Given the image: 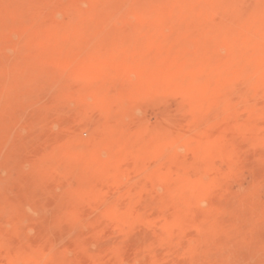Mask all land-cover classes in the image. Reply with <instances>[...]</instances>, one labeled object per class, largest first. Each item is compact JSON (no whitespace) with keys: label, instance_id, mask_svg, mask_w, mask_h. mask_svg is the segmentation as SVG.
Here are the masks:
<instances>
[{"label":"rangeland","instance_id":"obj_1","mask_svg":"<svg viewBox=\"0 0 264 264\" xmlns=\"http://www.w3.org/2000/svg\"><path fill=\"white\" fill-rule=\"evenodd\" d=\"M29 1L31 7L33 5V7L36 6V9L34 8L35 10L32 9L33 7L28 10V6L30 5L27 4L29 3ZM98 1L99 0H0V56H3V58L0 57V60H3L2 64L3 66L5 65V67L2 66L0 69V133L2 134L3 132L1 130L2 128L5 132L7 130L9 131L5 133L7 134V142L5 141V144L0 149V178L5 181V190L9 197L14 200H17L19 198L24 197L26 194H28L29 196V194L32 193V189L30 188V185L32 183H37L40 179L43 178H48L46 180L49 181L53 179L55 180L56 177L54 176V174L48 170L56 168L58 169L60 168L59 166L62 164L66 165L68 169H70L69 171L71 173L69 171H67L68 174L65 172L67 175L64 173L65 177L63 176L62 181L65 182L66 179L67 184L61 189H57L58 191L56 190V195L58 196L57 198L60 204L58 203L59 205L57 204L55 205L56 207H54L56 211L59 212H61V209H64L62 210V216L65 215V213L74 210L73 208L79 206L83 211L82 213L77 215L75 219L72 220L74 221L73 223L78 229L74 226L75 231L73 230L70 237L68 236L64 240H62L63 243L58 245L54 244L50 247L48 246V248L44 250V255L42 256V258L44 259H41L43 263L40 260V262H38L37 264H61L62 254L60 252V248L63 246L64 243L65 245H70L74 237L82 233L83 229L85 232H91V230H93L92 235L90 234L89 237L96 238L104 235L103 231H105L106 228L109 229L111 225L113 226L116 225V223H119L120 219L117 220L118 217H122V219L123 217H125L124 213L126 214L127 211L126 209L124 210L126 212L123 211V209L120 207L121 205H119L120 203H117L119 207L117 205L115 206L116 208L113 207V199L116 196H114L113 193L116 190V193L121 190V194L117 193L119 194V197L117 198L118 200L124 194L123 188H127L126 185H128V187L129 185H132L131 183H133V181H131V177H133V175H125L123 169L127 170V168H132L135 163L143 164V167L141 169L142 177H145V175L150 176V173H152L151 175L154 178H157L158 176L166 178L167 176H169L166 178L167 181L170 180V177H173V186L169 183V181H164L162 182V184L158 183V185L151 186L152 190L157 194V197H159L160 199H164L167 194H169L168 192L170 188L173 187V189H175L176 187H178L179 184L182 183V181L180 182L178 181V179L183 178L184 174L186 173L188 174L186 178H191L192 183L194 182V179H196V181L198 182L201 181V184H205H202V186L200 187L199 185L201 184H197L198 192L202 193L201 190H204L202 189V187H207V184V188L211 187L209 186V183L211 185L210 180H213L212 175L214 172L216 173V170H221V172H228L233 169L232 174L234 177H232L231 175V177L227 179V192H224L225 194L222 193V197L223 195L227 196L228 193H235L239 192L240 190L244 191L250 189V187L254 188L255 184H259L260 188L263 186L259 190L258 198L260 199H258L259 205L257 204L258 211L255 210L251 212L243 210L242 217H237L236 214L240 215L239 213H227L229 216L224 213L220 216L221 218L227 217L225 220L226 222L222 221L220 222V224L219 222L215 221L213 223L214 232L212 234H215L212 235L214 239H212L211 248L213 249V251L215 248H217L215 249V251L217 250V252L221 249L219 246L220 243H218L217 241L223 235L235 238L237 237V235L241 236V233H244V236L250 235L251 237L259 238V235L262 234L261 236L263 237L264 179L260 183H257V181L260 180L262 176L264 177V160L261 159L264 157V114L259 115V113H253L252 105H256L254 108H258V110L260 108L264 109V96H262L264 94L261 95L263 99L261 96H258L260 100L258 99V97L256 99L255 96L246 97V102L244 101V103L247 104L244 106L243 109H239L240 111L236 110L237 112H235L234 106L236 104L234 105L233 103V100H235V96H232V89L229 90L230 93L228 92V90L227 92H225L226 89L224 91V86L219 84L221 83V81L225 80L230 75L229 70L227 71V73L225 72L227 68L230 67V62L232 63L234 61V67H237L238 69L233 67L237 70L236 71L233 69L231 70L229 68L232 72L231 76L229 77H233L235 76V74L236 76H240L243 72H245L244 66L248 68L250 64L254 65L252 61L244 63V60L240 56V54H242V51H244L243 48H246V50L250 49L253 42L257 39V34H259L258 30L254 29L247 37H242V39L240 37V40H236V42H234L232 46L220 44L224 48L219 46V48L217 47L216 49V44L218 42L216 41V38H213V34H209L210 37L209 35L205 36V33H207V31L209 33L211 24H213L211 23L213 21L207 22V20L203 18L204 14L206 15L207 13L205 10H207L208 5L210 4L209 0H128V2L130 3H128L127 0H124V2L123 0H104V2H100L101 5L97 4ZM256 2L257 0H237V2L235 3V7L243 13H247L249 11V8L254 6ZM146 6L148 10L145 9ZM149 6L153 7H150L149 9ZM196 7L197 9H194ZM262 7V11L264 12V4ZM100 9H108L117 17L115 16V18L110 20L112 24H110L111 22L108 21L109 25H111V27L108 26L110 29H106L105 27L107 26L103 28L102 32H104L105 29L108 32L105 31L103 33L102 37L105 36V38H100L103 41L100 40V45L98 44V48H95L90 44V46L88 45L89 47L85 46L86 44L82 45L78 41L82 42L81 38L83 39L84 34H87L86 32H89L92 25L96 23L97 18H94V16L92 17V15L96 16L98 10ZM90 10H92V12ZM129 10L130 12H128ZM89 11L92 14H87ZM203 11L205 13H203ZM198 15L202 17L201 19H199L201 20V26L195 21L198 20ZM76 16L78 19L76 18ZM86 16H90V18ZM222 16L225 17V13H223ZM75 20L79 21L78 24L77 21L75 23ZM93 22L94 24H92ZM80 23H83V26H79L81 25ZM87 24H90V27ZM84 25L87 27H85ZM124 26H126L127 29ZM76 28L78 29L76 30ZM87 28H89V30ZM212 28L213 25L211 26V30ZM123 29L125 33L123 32ZM117 30H120L121 33ZM71 31H74L73 33H75V35H73ZM115 31L117 32L115 33ZM123 33L128 34V38L127 35L126 38L129 40L123 42L120 41L122 42L120 43L116 37L120 34L124 35ZM193 37L196 39H194ZM209 38H211L210 42ZM108 39L110 40L107 41ZM104 40L106 42H104ZM145 40L147 42H145ZM138 41L140 45H138ZM206 41H208L210 44L207 43L206 47H204ZM213 41L214 43H212ZM134 42L137 43L135 44ZM211 43L214 47L211 46ZM179 44H181L182 46L180 47ZM184 44H186V46H184ZM238 47L239 49L237 50ZM227 48L229 49V51L226 50ZM184 51L187 53H185ZM231 51H233L234 54L231 53ZM238 52L240 58H237L236 53ZM209 55L212 56L209 57ZM229 55H232V57ZM106 56L107 58H105ZM203 56L206 57L204 58ZM233 57L234 59L237 58V60H234ZM5 59L9 60H6V62ZM204 61L205 63H203ZM237 62H241V64H238ZM242 63H244V66H242ZM227 64L229 67L227 66ZM239 65L242 66V69ZM218 66L220 69L217 68ZM17 67L18 69H16ZM202 67L205 68V72L204 68ZM7 68H9V71L7 70ZM250 68L253 67L251 66ZM235 71L239 74L241 72V74L239 75L238 73H235ZM232 74L234 75L232 76ZM41 75L42 77L40 80ZM261 75L263 76V78L258 81L256 80V83L254 81L253 87L255 90L259 89L258 91L261 92L262 90V93H264V67L262 69ZM22 76H24L25 78L22 79ZM34 78L36 81L34 80ZM38 79L39 83L37 82ZM31 81L34 82L31 83ZM28 82H30L32 85ZM34 83L35 86L39 87V89L41 87V91L43 89L42 92L39 91L41 95L39 93L37 97L35 96L36 94L27 95L25 96L27 100H25L24 98L23 100L25 102L23 101L22 105H18V108L15 107L14 109H11L12 111L9 110L6 112V102L8 101L9 103L11 100H14L18 96L21 98L23 96L22 94L24 93L28 94V90L32 88L31 86H34ZM215 86L219 87L215 88ZM214 93L216 95L219 93L220 94L217 95V97ZM221 94L226 95V98L220 99ZM212 95H215L216 98L215 96L213 98ZM227 95H230L233 99H231ZM88 97L91 98V100H89ZM209 97L214 100L210 101ZM217 98H219V101L216 100ZM214 101L217 103H215ZM231 104L233 107L231 106ZM47 105H53L54 107L57 106L59 108L58 110L60 111H55V118H53V116L49 113L48 115L45 114V117L47 116L46 119L50 116H52L53 118V123L49 121L50 126L48 125L49 123H45L46 121L48 122L49 119H45L46 121H42L43 123H37V120H34L37 116L36 113L38 114L40 109ZM125 108H127V110ZM230 108H234L233 111ZM7 114L10 117H8ZM34 116L35 118L32 120ZM57 116H59V119H56ZM62 117L64 119H62ZM9 118L11 119V121ZM117 120L119 121L117 122ZM123 120L125 122H123ZM161 121H164V123H162ZM132 122L135 124H133ZM121 123H123L124 125ZM167 123L173 127V131L167 134V137H170V141L171 139L176 140L177 138L178 140H181L182 145L187 142L195 143V146L193 143L192 148H190V152L188 151V147L185 146L188 149L187 150L185 148H182L184 147L182 145H180L179 148L178 146L176 148H169L167 149L168 152H166L167 150L164 151L161 148L162 143H160V130H162L161 127L167 126ZM38 124L41 126H38ZM35 126L38 127L36 128ZM50 133H52V138L50 137ZM138 133H140V135ZM137 134L139 135V137H137ZM34 135L35 139H32V136ZM79 135H81V137ZM72 137H76L75 141ZM128 137H133L134 140H132L134 142H139L140 140L142 141L140 142V144L135 142V146L133 144L134 142L132 143V140ZM150 137L151 139L149 141ZM137 138L141 139L137 140ZM127 139L131 141H128ZM192 139L194 140L192 141ZM195 139L198 140H196L197 144L195 142ZM156 140L158 144L157 142H155ZM22 141L25 142L21 144L22 146L16 145L17 142L22 143ZM41 141L44 144H42ZM46 142L48 143V145ZM131 143L133 145H130ZM141 145H143V147ZM145 145H148L149 147H146ZM14 146L15 148L12 149V147ZM118 146H121V149ZM125 146L126 149L124 148ZM19 147L21 148L19 149ZM128 147L130 148V150H136L138 152L132 151V156H130L129 154L128 156H123V153L127 150ZM150 147H154V149L156 147L157 148L156 150L151 148L150 152V150L148 149ZM15 149L17 156L14 155L16 156V159H14L16 161L12 159V163L11 161L7 160V156ZM157 149L159 150L157 151ZM8 151L11 152L8 153ZM147 152H149V155H151L150 157L145 156L147 155ZM165 152L167 155L165 154ZM175 152L179 153V155L183 157L185 163L187 164L186 167L184 166L185 164H173L174 166L170 164V167L173 166L174 168L166 166L165 172H161V175H159V172L161 170H159L158 168H160V166L167 161L169 153L171 154ZM188 152L189 155H187ZM244 156L249 159L248 163H246L247 161L245 159L246 164L244 162L241 163L244 160ZM18 157H21V159ZM157 158H159L158 160H160V162H158ZM137 159L138 161H140L138 162ZM147 159L149 162H146ZM83 161L84 163H82ZM204 161L207 163L209 161V165H211L210 168L213 170H210L211 173L209 175L206 174L207 176L197 174L196 170L192 168V166L194 165H200L201 162L205 163ZM87 162L90 164H88ZM87 165H89L90 167ZM43 166H45L46 168ZM122 166L123 169H121ZM44 168L48 171L46 175L44 174L46 173V170H44ZM117 170L118 172H116ZM119 170L121 175L119 174ZM39 171L41 172V175H39ZM235 172L236 174H234ZM97 173H99L100 176L96 175ZM163 173L166 175H163ZM42 175L43 178H41ZM127 175L129 177H127ZM235 175H237V178ZM119 176H121V180ZM67 177L70 179H68ZM135 178L133 177L132 180H136ZM125 179L130 181H127ZM98 180H103L105 183L103 184V182H100ZM27 182L29 183V185ZM98 183L102 185L100 186V184L98 185ZM176 184H178V186H176ZM96 186H99L98 190L100 192L103 191L102 189H104V191L106 189L109 190V192L111 191V194L108 195V197H111L109 199L105 197L104 201L102 198L103 193L101 192L99 195V191H96ZM104 186L108 188H105ZM109 186H111V188H109ZM90 188L92 189V191ZM199 188H201V190ZM112 189L114 190L112 191ZM175 190L176 191L174 192V194L175 196H178L180 194L178 193L180 192V190L179 188ZM194 192H197L196 189L194 190ZM205 192H207V190H205ZM211 192L212 191L207 192L206 196H203L201 197V199L195 200L193 202L191 207L196 212V215L194 216L193 220L194 224L209 220L208 215L205 214V212L211 213L210 211H212L213 209H217L213 204H211ZM181 194L184 193L181 192ZM112 196H114V198H112ZM97 197H99L100 199ZM107 201L112 202L107 203ZM107 204H109V207L107 206ZM110 206L113 208H111ZM146 206L147 205L142 206V208H146ZM66 208L68 211L65 210ZM175 208L176 207H174L173 205L169 209H167V212L165 211L166 220H173L172 217L175 215V213H173L176 211ZM55 209H52L53 213L56 212ZM10 210L11 209H9V211ZM244 211H246V213ZM13 213L17 214L21 218L23 217V222L20 224H16L13 228L11 225H7L8 229H12L14 237L18 241H22L23 239H25L26 236L31 235V237H34L36 235V226L41 224L39 221L41 216H39L33 210L32 207H18L13 210ZM134 214L135 213L130 214V216H133L132 218H135ZM61 215L60 217H62ZM76 219L77 224H75ZM236 219L240 222L236 221ZM231 220L234 222H232ZM61 222V227L66 228L67 225L65 224V219L64 222L63 220H61ZM79 224L81 226H79ZM94 224L96 226H94ZM101 224L103 225L100 226ZM214 224H216V226ZM84 225H88L87 227H89L90 225V229L87 227L85 228ZM153 225L155 224H152L151 226ZM104 226L106 227L104 228ZM242 227L244 229L243 231ZM98 228L100 229V232L98 231ZM236 228L239 229L236 230ZM223 229L225 230V232ZM229 230L231 232L233 231L231 235L229 234L231 233ZM239 230H241L242 232H240ZM216 231L220 234H218ZM256 231H258L259 233H254ZM249 232H252L253 235ZM157 234H159L162 239H169L168 236L165 235H168L169 231L165 229L163 231L161 230ZM50 235H52V233H49L46 236V238L49 237L48 240L46 239L47 242H53L55 239L54 234L53 236ZM87 235H89V233ZM183 235L185 239L189 241L206 237L204 232H197L196 229H191L188 233L185 232ZM213 241L214 243H216L214 244ZM212 244H214V246H212ZM81 245L82 244L80 242L79 245H77V248L76 245L74 248L78 251H83L84 245L83 247H81ZM232 245L230 244L231 247ZM237 245L238 244L233 245L234 248L232 247V254L231 252H228V260L230 261H228L227 264L247 263L243 257L240 258L242 254L240 255L241 251H239V249H236L235 246ZM99 246H92V250L97 251L101 248ZM117 247L118 248H115L118 249V251H115V248L113 249L111 245L102 246L100 250L105 249L103 254H106H102L99 258L102 263L99 261L98 263L94 264H127L129 259V257L126 258V256H128L127 251L124 250L123 247L120 245ZM111 248L115 252H112L110 250ZM243 250L246 255L248 254L247 256H249L250 254H252L253 251H255L253 246H244ZM121 252L123 253L121 254ZM262 253H264V250ZM29 254L31 253L29 252ZM29 254H26V257H24L23 261L30 258ZM233 255L237 257L233 258ZM72 256L74 257V254L72 255V253H70L68 254L67 258L70 260V264H75L72 261ZM120 256L122 259H119ZM259 258L260 256L257 257V262L259 261L257 264L263 263L264 258H262L261 260H259ZM143 260L145 261V258H143ZM143 260L131 259L130 261L129 259L130 262H128V264H147V259L145 262ZM23 261L19 262V264H26Z\"/></svg>","mask_w":264,"mask_h":264},{"label":"bare ground","instance_id":"obj_2","mask_svg":"<svg viewBox=\"0 0 264 264\" xmlns=\"http://www.w3.org/2000/svg\"><path fill=\"white\" fill-rule=\"evenodd\" d=\"M121 1V0H120ZM153 1V0H152ZM28 2V1H27ZM25 2V3H27ZM76 2V1H75ZM93 2V1H92ZM96 2V1H95ZM100 2H104V0H99L97 2V4H100ZM124 2V0H123ZM128 2V0H127ZM133 2V1H132ZM237 2V0H209V5H208V8L207 10H205L207 13L206 15L204 14L203 18H205L207 20V22H211L213 24H211V26L213 25V28L211 30V26H210V30H209V33L207 30V33H205L207 35L209 34H213V38L215 39L216 38V41L219 43L216 44V49L217 47L219 48V46H221L220 44L222 45H228V46H232V44L234 42H236V40H240V37L242 39V37H247L254 29H257L258 30V33L257 34V39L253 42V44L251 45L250 49H247L246 48L242 51V54H240V56L243 58L244 60V63L245 62H249V61H252L254 65L250 64V66L248 67L249 70L247 67L244 66V63H242L245 68V72H243L241 74L236 72L238 69L237 67H234V64L233 62L231 63L230 62V67L227 66L232 70H236L235 73H238L240 76H233L234 74H232L233 77H229L231 76V70L229 68H227V70L225 71L227 73V71L229 70L230 72V75L223 81H221V84L225 91L229 92L230 89L231 90V93H232V96L234 95V99L233 100L234 102V111L237 112L236 110H241L244 108V106L247 104L244 103V101L246 102L245 98L246 97H250V96H255L256 99L258 96H261L262 94V90L261 92L258 91L259 89H254V84L253 82L255 81L256 83V80H260L261 78H263V76L261 75L262 74V69L264 67V12L262 11V6L264 4V0H257L256 4L252 7L249 8V11L247 13H243L242 11L238 10L236 7H235V3ZM53 3V2H52ZM60 3V2H59ZM63 3V2H62ZM72 3V2H70ZM130 3V2H128ZM152 3V2H151ZM198 3V2H197ZM18 4V3H17ZM37 4V3H36ZM127 4V3H126ZM6 5V4H5ZM27 5H30L27 7L28 10H30L31 7V4H30V1ZM38 5V4H37ZM101 5V4H100ZM108 5V4H107ZM183 5V4H182ZM197 6V5H196ZM36 7V6H35ZM35 7H33L32 9H34ZM72 7V5H71ZM108 7V6H107ZM139 7V6H138ZM150 7H153V6H149L148 8L150 9ZM182 7V6H181ZM74 8V6H73ZM114 8V7H113ZM132 8V7H131ZM137 8V7H136ZM142 8V7H141ZM155 8V7H154ZM183 8V7H182ZM11 9V8H10ZM36 9V8H35ZM34 9V10H35ZM69 9V8H68ZM67 9V10H68ZM138 9V8H137ZM147 9V6L146 8ZM194 9H197L194 8ZM131 10V9H130ZM130 10L128 12H130ZM144 10V9H143ZM148 10V9H147ZM39 11V10H38ZM41 11V10H40ZM92 12V10H90ZM88 12L87 14L91 13V12ZM113 11V9H112ZM182 11V10H181ZM12 12V11H11ZM30 12V11H29ZM37 12V11H36ZM95 12V11H94ZM116 12V11H115ZM133 12V11H132ZM139 12V11H137ZM150 12V11H149ZM196 12V10H195ZM202 12V11H200ZM26 13V11H25ZM31 13V12H30ZM86 13V12H85ZM182 13V12H181ZM180 13V14H181ZM194 13V12H193ZM198 13V12H197ZM203 13H205L203 11ZM225 13V17L222 16V14ZM39 14V13H38ZM76 14V13H75ZM78 14V13H77ZM86 14V15H87ZM92 14V13H91ZM119 14V13H118ZM34 15V14H33ZM79 15V14H78ZM77 15V16H78ZM140 15V14H139ZM144 15V14H143ZM200 15V14H199ZM198 15V20H195L197 22V24H201V19L202 17ZM76 16V18H77ZM94 16V18L96 17L97 20H96V23L94 24V22L92 24V27L91 29L89 30V28H87L89 30V32H86L87 34H84V37L83 39L81 38L82 42L78 41L79 43H81L82 45L83 44H86L85 46H88L89 44L94 46L95 48H98V44L100 45V40H102L103 38H105V36L102 37L103 33L106 31L107 28L111 27V25H109V22L110 20H112L113 18H115V14L110 12L108 9H100L98 10V13L95 15H92V17ZM128 16V15H127ZM137 16V15H136ZM3 17V16H2ZM22 17V16H21ZM47 17V16H46ZM86 17H89L90 16H86ZM117 17V16H116ZM121 17V16H120ZM197 17V15H196ZM30 18V17H29ZM123 18V17H122ZM140 18V17H139ZM27 19V18H26ZM78 19V18H77ZM88 19V18H87ZM197 19V18H196ZM204 19V21H205ZM10 20V19H9ZM117 20V19H116ZM123 20V19H122ZM127 20V19H126ZM77 20H75V23H76ZM193 21V20H192ZM203 21V20H202ZM79 21H77V24H78ZM111 22V21H110ZM130 22V21H129ZM135 22V21H134ZM142 22V21H141ZM177 22V21H176ZM44 24V23H43ZM81 25L79 26H83L82 24L83 23H80ZM112 24V22L110 23ZM122 24V22H121ZM166 24V23H165ZM164 24V26H165ZM206 24V23H205ZM209 24V23H208ZM16 25V23H15ZM74 25V24H73ZM88 25V24H87ZM90 25V24H89ZM88 25V26H89ZM162 25V24H161ZM196 25V24H195ZM6 26V25H5ZM58 26V25H57ZM85 26V25H84ZM107 26V27H105ZM109 26V27H108ZM201 26V25H200ZM75 27V26H74ZM78 27V26H77ZM87 27V26H85ZM90 27V26H89ZM106 28L104 32L103 31V28ZM126 27V26H124ZM72 28V27H71ZM70 28V29H71ZM82 28V27H81ZM119 28V27H118ZM152 28V27H151ZM161 28V27H159ZM198 28V27H197ZM209 28V27H208ZM58 29V28H57ZM78 28H76L77 30ZM80 29V28H79ZM85 29V28H84ZM110 29V28H109ZM125 29V28H124ZM124 29H123V32H124ZM127 29V27H126ZM200 29V27H199ZM53 30V29H52ZM86 30V29H85ZM87 30V31H88ZM139 30V29H138ZM12 31V30H11ZM16 31V30H15ZM59 31V30H58ZM118 31V30H117ZM115 31V33L117 32ZM130 31V30H129ZM149 31V30H148ZM161 31V30H160ZM200 31V30H199ZM56 32V31H55ZM72 32V31H71ZM74 32V31H73ZM72 32V33H73ZM85 32V31H84ZM108 32V31H106ZM118 32L121 33V31L119 30ZM201 32V31H200ZM6 33V32H5ZM70 33V31H69ZM71 33V34H72ZM125 33V32H124ZM123 33V34H124ZM146 33V32H145ZM164 33V32H163ZM203 33V34H204ZM13 34V33H12ZM77 34V33H76ZM139 34V33H138ZM160 34V33H159ZM247 34V35H246ZM73 35H75V33H73ZM82 35V34H81ZM107 35V34H106ZM126 35H127V38H128V34H124V35H118L116 38L117 40L120 42V41H128L129 39L126 38ZM147 35V34H146ZM202 35V33H201ZM246 35V36H245ZM112 36V34H111ZM144 36V35H143ZM80 37V36H79ZM102 37V39H100ZM210 37V35H209ZM78 38V37H77ZM109 38V37H108ZM178 38V37H177ZM192 38V37H191ZM194 38V37H193ZM201 38V37H200ZM170 39V38H169ZM196 39V38H194ZM202 39V38H201ZM199 39V40H201ZM211 38H209V42L211 41L210 40ZM244 39V38H243ZM247 39V38H246ZM52 40V39H51ZM77 40V39H76ZM110 39H108L107 41H109ZM133 40V39H132ZM135 40V39H134ZM138 40V39H137ZM140 40V39H139ZM179 40V39H178ZM207 40V39H206ZM103 41V40H102ZM116 41V40H115ZM142 41V40H141ZM205 41V40H204ZM203 41V43H204ZM215 41V42H216ZM11 42V41H10ZM104 42H106L104 40ZM103 42V43H104ZM120 42V43H122ZM132 42V41H131ZM145 42H147L145 40ZM149 42V41H148ZM176 42V41H175ZM178 42V41H177ZM191 42V41H190ZM189 42V43H190ZM197 42V41H196ZM208 41H206V44L204 45V47H206L207 43H209ZM241 42V41H240ZM102 43V44H103ZM135 43V42H134ZM132 43V44H134ZM137 43V42H136ZM135 43V44H136ZM186 43V42H185ZM193 43V42H192ZM214 43V41L212 42ZM211 43V46H213V44ZM4 44V43H3ZM210 44V43H209ZM208 44V46H209ZM8 45V44H7ZM89 45V46H90ZM138 45L139 44V41H138ZM178 45V44H177ZM4 46V45H3ZM88 46V47H89ZM108 46V45H107ZM114 46V45H113ZM172 46V45H171ZM179 46L181 47L182 45L179 44ZM184 46H186V44H184ZM191 46V45H190ZM195 46V45H194ZM235 46V45H234ZM238 46V45H237ZM242 46V45H241ZM214 47V46H213ZM222 47V46H221ZM227 47V46H226ZM248 47V46H247ZM83 48V47H82ZM127 48V47H126ZM178 48V47H176ZM192 48V47H190ZM197 48V46H196ZM224 48V47H222ZM145 49V48H144ZM239 49V47L237 48V50ZM242 49V48H241ZM205 50V49H204ZM203 50V51H204ZM226 50L229 51V49L227 48ZM22 51V50H21ZM20 51V52H21ZM197 51V50H196ZM214 51V50H213ZM222 51V49H221ZM241 51V50H240ZM185 52V51H184ZM183 52V53H184ZM209 52V51H208ZM207 52V53H208ZM236 52V51H235ZM187 53V52H185ZM192 53V52H191ZM212 53V52H211ZM210 53V54H211ZM231 53H233V51H231ZM181 54V53H180ZM194 54V53H193ZM196 54V53H195ZM220 54V53H219ZM234 54V53H233ZM237 54V58H240L239 56V52L236 53ZM147 55V54H146ZM203 55V54H202ZM207 55V54H205ZM227 55V54H226ZM225 55V56H226ZM133 56V55H132ZM196 56V55H195ZM198 56V55H197ZM212 55H209V57H211ZM232 57V55H229ZM239 56V57H238ZM1 57V56H0ZM73 57V56H72ZM103 57V56H102ZM145 57V56H144ZM204 57V56H203ZM206 57V56H205ZM204 57V58H205ZM236 57V56H235ZM3 58V56L1 57ZM107 58V56L105 57ZM189 58V57H188ZM237 58L233 59L234 60H237ZM103 59V58H101ZM131 59V58H130ZM176 59V57H175ZM190 59V58H189ZM207 59H208V56H207ZM231 59V58H230ZM232 59V60H233ZM6 60H9V59H5ZM132 60V59H131ZM135 60V59H134ZM194 60V58H193ZM210 60V59H209ZM231 60V61H232ZM3 61V60H2ZM2 61L0 60V69L1 67L3 66L2 64ZM101 61V60H100ZM133 61V60H132ZM228 61V60H227ZM7 62V61H6ZM102 62V61H101ZM150 62V61H149ZM176 62V61H175ZM182 62V61H181ZM242 62V61H241ZM238 63V64H241ZM132 63V62H131ZM156 63V62H155ZM154 63V64H155ZM163 63V62H162ZM205 63V61L203 62ZM228 63V62H227ZM180 64V63H179ZM197 64H198V61H197ZM226 64V63H225ZM170 65V64H169ZM204 65V64H203ZM9 66V64H8ZM7 66V67H8ZM120 66V65H118ZM240 66V65H239ZM242 66L241 69H242ZM253 67V68H250V67ZM5 67V65L3 66ZM192 67V65H191ZM236 69H234V68ZM15 68V67H14ZM122 68V67H121ZM182 68V67H181ZM194 68V67H193ZM204 68V67H202ZM218 69L219 66L217 67ZM225 68V69H226ZM9 68H7L8 70ZM18 69V67L16 68ZM22 69V68H21ZM126 69V68H125ZM28 70V69H27ZM26 70V71H27ZM121 70V69H120ZM186 70V68H185ZM247 70V71H246ZM9 71V70H8ZM33 71V70H32ZM114 71V70H113ZM132 71V70H131ZM138 71H139V68H138ZM177 71V70H176ZM196 71V69H195ZM199 71V70H198ZM241 71V70H240ZM204 72H205V68H204ZM106 73V72H105ZM25 74V73H24ZM23 74V75H24ZM186 74V73H185ZM28 75V74H27ZM187 75V74H186ZM202 75V74H201ZM224 75V74H223ZM35 76V75H34ZM198 76V75H197ZM203 76V75H202ZM11 77V76H10ZM41 77L42 75L40 76V80H41ZM167 77V76H166ZM171 77V76H170ZM221 77V76H220ZM25 78L24 76H22V79ZM27 78V77H26ZM168 78V77H167ZM190 78V77H189ZM196 78V77H195ZM12 79V78H11ZM43 79V78H42ZM182 79V78H180ZM35 80V78H34ZM149 80V79H148ZM186 80V79H184ZM201 80V79H200ZM36 81V80H35ZM142 81V80H141ZM160 81V80H159ZM197 81V80H196ZM34 82V81H31V83ZM39 83V79L37 81ZM41 82V81H40ZM49 82V81H48ZM103 82V81H102ZM154 82V81H153ZM165 82V81H164ZM8 83V82H7ZM30 83V82H28ZM30 83V84H31ZM45 83V82H44ZM146 83V82H145ZM148 83V81H147ZM171 83V82H170ZM177 83V82H176ZM182 83V82H181ZM192 83V82H191ZM202 83V82H201ZM37 84V83H36ZM100 84V83H99ZM183 84V83H182ZM185 84V82H184ZM253 84V85H251ZM3 85V84H2ZM5 85V84H4ZM13 85V84H12ZM32 85V84H31ZM193 85V84H192ZM201 85V84H200ZM220 85V86H221ZM1 86V85H0ZM30 86V85H29ZM198 86V85H197ZM32 88H30L28 90V94L24 93L22 94L23 98L21 97H17L15 98L14 100H11L9 103L8 101L6 102L7 103V106L5 104V111H9L11 109H14L15 107H17L18 105H22L23 103V99L25 98V96L27 95H31V94H36L35 96L37 97L39 91H41V87L39 89L38 86H35V83H34V86H31ZM135 87V86H134ZM151 87V86H150ZM202 87V86H201ZM219 86H215V88H217ZM26 88V87H25ZM43 88V87H42ZM44 88H45V84H44ZM229 88V89H227ZM189 89V88H188ZM151 90V89H150ZM203 90V89H202ZM217 90V89H216ZM220 90V89H219ZM222 90V89H221ZM43 91V89H42ZM41 91V92H42ZM190 91V90H189ZM218 91V90H217ZM26 92V91H25ZM47 92V91H46ZM146 92V91H145ZM216 92V91H214ZM22 93V92H21ZM155 93V92H153ZM152 93V94H153ZM193 93V92H192ZM230 93V92H229ZM40 94V93H39ZM215 94V93H214ZM220 94V93H219ZM217 94V95H219ZM41 95V94H40ZM87 95V94H86ZM147 95V94H146ZM216 95V94H215ZM214 95V96H215ZM216 95V96H217ZM33 96V95H32ZM32 96H29V97H32ZM34 96V97H35ZM135 96V95H134ZM145 96V95H144ZM214 96L212 95V97L214 98ZM215 96V98H216ZM223 96V97H222ZM228 97L231 98L230 95H227ZM264 96V95H262ZM261 96V97H262ZM218 97V96H217ZM9 98V97H8ZM89 98V97H88ZM124 98V97H123ZM147 98V96H146ZM223 99V98H226V95H222L221 94V97L220 99ZM233 99V98H231ZM259 99V97H258ZM263 99V97H262ZM25 100H27L25 98ZM30 100V99H29ZM89 100H91V98H89ZM197 100V98H196ZM207 100H208V97H207ZM209 100L211 101V97H209ZM214 100V99H213ZM212 100V101H213ZM216 100L219 101V98H217ZM225 100V99H224ZM260 100V99H259ZM53 101V100H52ZM191 101V100H190ZM25 102V101H24ZM28 102V101H27ZM215 102V101H214ZM263 102V101H262ZM106 103V102H105ZM201 103V102H200ZM217 103V102H215ZM51 104V103H50ZM211 104V103H210ZM258 104V103H257ZM206 105V104H205ZM213 105V104H212ZM216 105V104H215ZM214 105V107H215ZM230 105V104H229ZM90 106V105H89ZM109 106V105H107ZM228 106V105H227ZM232 106V104H231ZM256 106V105H255ZM255 106L252 105V112L255 113V114H264V109L260 108L258 110V108H254ZM144 107V106H143ZM212 107V106H210ZM220 107V106H219ZM233 107V106H232ZM239 107V108H237ZM18 108V107H17ZM108 108V107H107ZM115 108V107H114ZM120 108V107H119ZM122 108V107H121ZM184 108V107H183ZM218 108V106H217ZM59 108L57 106H53V105H47L45 107H43L42 109H40V111L38 112V114L36 113V119L35 116L32 118V120H37L36 122L37 123H41L42 121L45 122L47 119L48 122L46 121L45 123H49V121L52 122V119L55 118V111H57ZM123 109V108H122ZM120 109V110H122ZM127 110V108H125ZM214 109V108H213ZM231 109V108H230ZM233 109H231L233 111ZM246 109V108H245ZM249 109V108H248ZM2 110V109H1ZM145 110V109H144ZM143 110V111H144ZM186 110V109H185ZM188 110V108H187ZM206 110V109H205ZM239 110V111H240ZM12 111V110H11ZM21 111V110H20ZM59 111V110H58ZM215 111V110H214ZM4 112V111H3ZM22 112V111H21ZM60 112V111H59ZM146 112V111H145ZM203 112V111H202ZM216 112V111H215ZM219 112V111H218ZM48 113L50 115L53 116H50L49 118L46 119L45 117V114L48 115ZM108 113V112H106ZM180 113H183V112H180ZM4 114V113H3ZM60 114V113H58ZM120 114V113H119ZM122 114V113H121ZM126 114V113H125ZM57 115V114H56ZM111 115V114H110ZM227 115V114H226ZM4 116V115H3ZM8 116V114H7ZM116 116V114H115ZM121 116V115H120ZM256 116V115H255ZM254 116V117H255ZM10 117V116H8ZM103 117V116H102ZM114 117V116H113ZM214 117V116H213ZM259 117V116H258ZM51 118V120H50ZM10 119V118H9ZM9 119H6V120H9ZM46 119V120H45ZM56 119H59V116H57ZM62 119H64L62 117ZM114 119V118H112ZM111 120V119H110ZM120 120V119H119ZM117 120V122L119 121ZM11 121V119H10ZM9 121V122H10ZM59 121V120H57ZM61 121V120H60ZM143 121V120H142ZM33 122V121H32ZM42 122V123H43ZM54 122V121H53ZM52 122V123H53ZM121 122V121H120ZM123 122H125L123 120ZM162 122V121H161ZM160 122V123H161ZM215 122V121H214ZM8 123V121H7ZM112 123V122H111ZM115 123V122H114ZM133 123V122H132ZM131 123V125H132ZM164 123V121L162 122ZM172 123V122H171ZM182 123V122H181ZM105 124V123H104ZM110 124V123H109ZM123 124V123H121ZM130 124V123H129ZM135 124V123H133ZM180 124V123H179ZM212 124V123H211ZM2 125V124H1ZM4 125V124H3ZM37 125V124H36ZM50 126V123L48 124ZM47 125V126H48ZM118 125V124H117ZM124 125V124H123ZM130 125V126H131ZM162 125V124H161ZM175 125V124H174ZM177 125V123H176ZM183 125V124H182ZM7 126V125H6ZM38 126H41L38 124ZM37 126V127H38ZM163 126V125H162ZM36 127V126H35ZM36 127V128H37ZM114 127V126H113ZM128 127V126H127ZM136 127V125H135ZM135 127H131V128H135ZM138 127V126H137ZM157 127V126H156ZM5 128V127H4ZM162 130H160V133H161V136H160V140L162 143V149L165 151L169 148H173V147H177L178 148L180 147L181 144V140H178L176 138V140H172L171 141L169 140V138L167 137V134L168 133H171L173 131V127L170 126V124L167 123V126H163L161 127ZM113 129V128H112ZM137 129V128H136ZM230 129V128H229ZM236 129V128H235ZM3 132L2 134L0 133V149L1 147L5 144V141H6V135L5 134L6 132H9L8 130L5 132L3 130V128L1 129ZM38 130V129H37ZM130 130V129H128ZM151 130V129H150ZM149 130V131H150ZM176 130V129H174ZM232 130V129H231ZM138 131V130H137ZM136 131V132H137ZM147 131V129H146ZM145 131V132H146ZM178 131V130H177ZM181 131V130H180ZM236 131V130H235ZM126 132H127V129H126ZM129 132V131H128ZM141 132V131H140ZM39 133V132H38ZM37 133V134H38ZM108 133V132H107ZM125 133V132H123ZM132 133V132H130ZM113 134V133H112ZM140 135V133H138ZM137 134V135H138ZM148 134V133H146ZM159 134V133H158ZM36 135V134H35ZM35 135L32 136V139L34 138L35 139ZM60 135V134H59ZM120 135V134H119ZM133 135V134H132ZM131 135V136H132ZM139 135L137 137H139ZM164 135V136H162ZM170 135V134H169ZM81 137V135H79ZM114 136V135H113ZM134 136H135V133H134ZM133 136V137H134ZM141 136H142V133H141ZM155 136V135H154ZM50 137L52 138V133H50ZM115 137V136H114ZM128 137L129 139H133ZM145 137V136H144ZM156 137V136H155ZM179 137V136H178ZM187 137V136H186ZM38 138V137H37ZM59 138V137H57ZM75 141L76 137H72ZM158 138V137H157ZM185 138V137H184ZM30 139V138H29ZM39 139V138H38ZM41 139V138H40ZM127 139L128 141H131ZM135 139V137H134ZM133 139V140H134ZM141 139V138H139ZM137 138V140H139ZM151 137L149 138V141H150ZM153 139V138H152ZM155 139V138H154ZM181 139V138H180ZM205 139V138H204ZM27 140V139H26ZM55 140V139H54ZM80 140V139H78ZM112 140V139H111ZM131 141L132 143L134 141ZM136 140V139H135ZM194 139H192L193 141ZM197 139H195V142L197 144ZM210 140V139H209ZM255 140V139H253ZM36 141V140H35ZM33 141V142H35ZM49 141V139H48ZM47 141V142H48ZM142 140H140L139 142L138 141H135L137 143L140 144ZM205 141V140H204ZM7 142V141H6ZM15 142V141H14ZM24 141L21 142H17V146H22L21 144H23ZM42 142V141H41ZM46 142V143H47ZM118 142V141H117ZM135 142L133 143L135 145ZM152 142V140H151ZM157 142V140L155 141ZM154 142V143H155ZM262 142V141H261ZM25 143V142H24ZM127 143V142H126ZM130 144V145H133V144ZM193 143L194 142H190V143H184V147L182 148H185L187 149L186 147H188V151L190 152V148H192L193 146ZM42 144H44L42 142ZM97 144V143H96ZM138 144V146H139ZM145 144V143H143ZM147 144V143H146ZM152 144V143H150ZM158 144V142H157ZM48 145V143H47ZM103 146V145H102ZM113 146V145H112ZM128 146V145H127ZM136 146V145H135ZM143 147V145H141ZM146 146V145H145ZM148 146V145H147ZM146 146V147H147ZM154 146V145H153ZM186 146V147H185ZM194 146H195V143H194ZM210 146V145H209ZM246 146V145H245ZM255 146V145H254ZM5 147V146H4ZM115 147V146H114ZM113 147V148H114ZM120 147L121 149V146H118ZM149 147V146H148ZM155 147V146H154ZM154 147H150L148 148L151 152V148L154 149ZM159 147V145H158ZM11 148V147H10ZM15 148L12 147V149ZM21 147H19L20 149ZM111 148V147H110ZM126 149V146L124 147ZM134 148V147H133ZM132 148V149H133ZM157 148V147H156ZM156 148L154 150H156ZM17 149V150H19ZM43 149V148H42ZM108 149V148H107ZM112 149V148H111ZM118 149V148H117ZM147 149V150H148ZM144 150V149H143ZM148 150V151H149ZM159 149H157L158 151ZM264 150V149H263ZM130 150V148L128 147L127 150L123 153L124 155L123 156H128V154L130 156L133 155V152H138L136 150ZM11 152V151H8V153ZM146 152V151H145ZM168 152V150L166 151ZM165 152V154H166ZM171 152V151H170ZM187 152V151H186ZM189 152L187 153V155H189ZM264 152V151H263ZM96 153V152H95ZM193 153V152H192ZM260 153V152H259ZM16 149L13 150V152L9 153L8 156H7V160L11 161L12 159L15 160L16 159ZM19 154V153H18ZM21 154V153H20ZM138 154V153H137ZM145 154V153H144ZM150 154H153V153H150ZM159 154V153H158ZM164 154V155H165ZM181 154V153H180ZM16 155V156H14ZM97 155V154H96ZM136 155V153H135ZM134 155V156H135ZM167 155V154H166ZM14 156V157H13ZM19 156V155H18ZM90 156V155H89ZM145 156H151L149 155V152H147V155ZM263 156V155H262ZM88 157V156H86ZM92 157V156H91ZM144 157V156H143ZM148 157V158H149ZM155 157V156H153ZM152 157V158H153ZM165 157V156H164ZM249 157V156H248ZM258 157V155H257ZM15 158V159H14ZM21 159V157H18ZM100 158V156H99ZM136 158V157H135ZM138 158V157H137ZM140 158V157H139ZM166 158V157H165ZM18 159V160H20ZM96 159V158H95ZM133 159V158H132ZM142 159V158H141ZM155 159V158H154ZM159 158H157L158 160ZM189 159V158H188ZM243 159V158H242ZM241 159V160H242ZM245 159H246V163L249 162V159H247L245 156H244V160L241 162V163H245ZM257 159V158H255ZM254 159V160H255ZM262 160H264V157L261 158ZM12 160V161H13ZM94 160V159H93ZM240 160V159H239ZM11 161V162H12ZM16 161V160H15ZM86 161V160H85ZM89 161V160H88ZM91 161V160H90ZM101 161V160H100ZM133 161V160H132ZM138 161V159H137ZM137 161H134V162H137ZM140 161V160H139ZM138 161V162H139ZM166 161V160H165ZM232 161V160H231ZM261 161V160H260ZM8 162V161H7ZM65 162V161H64ZM96 162V161H95ZM146 162H149L148 159L146 160ZM158 162H160V160H158ZM156 162V163H158ZM192 162V161H191ZM205 162V161H204ZM234 162V161H233ZM254 162V161H253ZM13 163V162H12ZM84 163V161L82 162ZM88 163V162H87ZM102 163V162H101ZM122 163V162H121ZM188 163V162H187ZM197 163V161H196ZM199 163V161H198ZM201 162V164L198 166V165H194L192 166V168L194 170H196L197 174L199 175H205L207 176L206 174H210L212 170L210 168L211 165H209V161L208 163L205 162L203 163ZM207 163V164H206ZM240 163V165H241ZM245 163V164H246ZM251 163V162H250ZM66 164V163H65ZM90 164V163H88ZM98 164V163H97ZM126 164V163H125ZM128 164V163H127ZM173 164H185L184 166L186 167V163H185V160L183 159L182 156L179 155V153L175 152V153H169L168 154V158H167V161L164 162L160 168H158L159 170H161L158 174L161 175V172H165L166 170V166H171ZM40 165V164H39ZM71 165V164H70ZM83 165V164H82ZM47 166V165H45ZM43 166V167H45ZM85 166V165H84ZM89 166V165H87ZM126 166V165H125ZM174 166V165H173ZM172 166V167H173ZM60 168H56V169H51V170H48L50 172H52L54 174V176L56 177L55 180H46L48 178H43V175L41 178L43 179H40L37 183H32L30 185V188L32 189V193L29 194H26L24 197L22 198H19L17 200H14L12 198L9 197V195L7 194L6 190H5V181H3L1 178H0V264H19V262H22L24 260V257H26V254H29V252L31 254L30 255V258H28L27 260L23 261L25 262L26 264H37L38 262H40L41 259H44L42 258V256L44 255V250L48 248V246L50 247L51 245H58V244H61L63 243L62 240H64L66 237H70L73 230H74V221H72L73 219H75V217L77 215H79L80 213H82V209L81 207H75L73 208L74 210L70 211V212H67L65 213V215H61L63 214L62 213V210L64 209H61V212L59 211H56L55 209V205H57L59 203V200H58V196L56 195V192L58 191L57 189H61L62 187L66 186L67 182H66V179H65V182L62 181V178L64 176V173L67 171H69L70 169H68V167L66 165H60L59 166ZM75 167V166H74ZM82 167V166H81ZM90 167V166H89ZM127 167V166H126ZM131 167V166H130ZM143 167V164L142 163H135L134 166L132 168H127L126 169H123V166L121 169H123V172H125V175L126 174H129V175H133V177L136 179V180H132L133 177H131V181H133V183H131L132 185H126L127 188H123V192L124 194L121 196L120 199L117 200V198L119 197V194L117 193H122L120 191H118L116 193V191H114L113 195L115 196H112L113 199V207H115L117 205V203L119 205H121L120 207L123 209V211L126 209V214L124 213L125 217H118L117 220H119V223H116V222H113V223H116V225H111L109 229L106 228L105 231H103V234L102 236H99V237H96V238H91L89 237L90 234L92 235V232L93 230L88 231V232H85L84 229L82 230L83 232L76 235L74 237V239L72 240V243L70 245H65V243L63 244V246L60 248V252L62 254V261H61V264H70V260L67 258L68 257V254L72 253V255L74 254V257L72 259L73 263L75 264H94V263H98L99 261L101 262V260L99 259L101 257V255L103 254V252L105 251L104 250H100L102 248V246H107V245H111L113 247V249L116 247L118 248L117 246H122L124 250L127 251L128 253V256L130 261L131 259L132 260H143V258H145V261L147 259V264H227L229 258H228V255L229 253L228 252H231L232 254V249L234 248L233 245L235 244H238L236 247V249H239V251H241L240 253V258H244L245 261L247 262L246 264H257V257L260 256L259 260H261L262 258H264V253L263 250H264V236L262 237L261 235H259V238H255V237H248V236H244V233H241V236L237 235V237H227V236H221L219 238V240L217 241L218 243H220V250H217L215 251V248L214 251L213 249L211 248V242H212V239L214 234H212L214 232V227H213V223L215 221L217 222H226V218H221V214H224L226 213V215H228L227 213H239L240 215L236 214L237 217L240 216L242 217V211L243 210H246V211H255L257 210V204L259 203V200L260 198H258L259 196V190L263 187H259V184H255L254 185V188H251L250 189H247V190H240L239 192H235V193H228V195L225 197L223 195V197L221 196L222 193L224 192H227V189H226V181L229 177H234L233 176V169L228 171V172H221V170L217 171L216 170V173L214 172L213 173V180L211 182V185L209 183V188L208 187V184H207V187H202V189L204 190H201V188H199L202 193L198 192V186L197 184H201V181L198 182L196 181V179H194V182L192 183L191 182V178L188 179L186 178L187 177V173L184 174V177L181 178V179H184V180H181V179H178V181H182V183L179 184H176V187L175 189H178L180 190V193L178 196L174 194V192L176 191L175 189L170 188L169 190V194H167V196L163 199V198H159L157 197V194L152 190L151 186H155V185H158V183H161L166 181L173 186L174 184V180H173V177L171 178L170 177V180L167 181V176L166 178L165 177H160L158 176L156 179L154 177H152V173H150V176H147L145 175V177L141 176V169ZM170 167V168H172ZM46 168V167H45ZM44 168V170H46ZM174 168V167H173ZM233 168V167H231ZM43 169V168H42ZM41 169V170H42ZM126 170V171H124ZM157 170V169H156ZM48 171L46 170L44 173L45 175L48 173ZM213 171V170H212ZM40 172V171H39ZM44 172V171H43ZM70 172V171H69ZM101 172V171H100ZM118 172V170L116 171ZM115 172V173H116ZM65 173V174H66ZM71 173V172H70ZM95 173V172H94ZM228 173V174H226ZM38 174V173H37ZM68 174V173H67ZM66 174V175H67ZM76 174V173H75ZM119 174H120V170H119ZM236 174V172L234 173ZM39 175H41V172L39 173ZM96 175H99V173H97ZM116 175V174H115ZM114 175V177H115ZM121 175V174H120ZM163 175H166L163 173ZM53 176V175H52ZM94 176V175H93ZM104 176V175H103ZM156 176V175H155ZM236 178H237V175H235ZM65 177V176H64ZM69 177V176H68ZM67 177V178H68ZM127 177H129L127 175ZM180 177V176H179ZM261 177V175H260ZM54 178V177H53ZM107 178V177H106ZM106 178H105V181H106ZM113 178V177H112ZM120 180H121V176H119ZM125 178V177H123ZM122 178V179H123ZM209 178V177H208ZM235 178V179H236ZM57 179V180H56ZM70 179V178H68ZM103 179V177H102ZM129 179V178H128ZM188 179V180H187ZM260 179V178H259ZM264 179V177L262 176L260 180L257 181V183L259 182H262ZM32 180V179H31ZM91 180V179H90ZM119 180V179H118ZM124 180V179H123ZM127 180V179H125ZM173 180V181H172ZM54 181V182H52ZM97 181V180H96ZM100 181V180H98ZM127 181H130V180H127ZM193 181V180H192ZM30 182V181H29ZM35 182V180H34ZM64 182V183H63ZM100 182H103V184L105 183L103 180H101ZM177 182V181H176ZM28 183V182H27ZM97 183V182H96ZM130 183V182H129ZM238 183V182H237ZM94 184V183H93ZM100 183H98L99 185ZM111 184V183H110ZM198 184V185H199ZM203 184V183H202ZM199 185L200 186H202ZM242 184V183H241ZM29 185V183H28ZM102 184H100L101 186ZM123 185V184H122ZM168 185V184H166ZM205 185V184H203ZM213 185V186H212ZM125 186V187H126ZM253 186V185H252ZM261 186V185H260ZM70 187V186H69ZM105 187V186H104ZM171 187V186H170ZM97 190L96 191H99V186L97 187ZM103 188V187H102ZM105 188H108V187H105ZM109 188H111V186H109ZM156 188V187H155ZM241 188V187H240ZM259 188V189H258ZM91 189V188H90ZM157 189V188H156ZM196 189L197 192H194V190ZM212 189V190H211ZM57 190V191H56ZM94 190V191H95ZM104 191V189H102ZM114 189H112L113 191ZM177 190V191H179ZM205 190H207V192L209 191H212L211 194H212V198H211V204H213L215 206V208L217 209H213L212 211H210L211 213H208V212H205V214L208 215V219L209 220H206V221H202L201 223H196L194 224L193 220H194V216L196 215V212L194 211V209H192V204L195 200H198V199H201V197L203 196H206L207 192H205ZM92 191V189H91ZM101 191L103 193L102 195V198L103 200L106 198H110L111 196L108 197L109 194H111V191L109 192V190H105L104 192ZM230 191V190H229ZM88 192V191H87ZM99 191V195L101 193ZM181 192H183L184 194H181ZM30 193V192H29ZM96 194V193H95ZM94 194V195H95ZM98 194V193H97ZM166 194V193H165ZM225 194V193H224ZM162 195V194H161ZM210 195V194H208ZM95 197V196H93ZM100 197V196H99ZM97 197V198H99ZM161 197V196H160ZM211 197V196H210ZM209 197V198H210ZM96 198V199H97ZM63 199V198H62ZM88 199V198H87ZM100 199V198H99ZM106 199V200H108ZM116 199V200H115ZM64 200V199H63ZM112 200V199H110ZM105 201V200H104ZM261 201V200H260ZM112 202V201H111ZM110 201L107 203H111ZM94 203V202H93ZM60 204V203H59ZM58 204V205H59ZM195 204V203H194ZM208 204V203H207ZM65 205V203H64ZM92 205V204H91ZM109 204H107L108 206ZM119 205H117L119 207ZM146 206V208H142V206ZM176 207V211L173 212L175 213V215L172 217L173 220H166V216H165V211L167 212V209H169L171 206ZM259 205V204H258ZM55 206V207H54ZM195 206V205H194ZM193 206V208H194ZM213 206V207H214ZM18 207H32L33 210L39 215L41 216V218L39 219L40 223L39 225L36 226V235L34 237H31L30 236H26L25 239H23L22 241H18L15 237H14V234H13V231L12 229H8L7 228V225H11L12 228L16 225V224H20L23 222V217L21 218L20 216H18L17 214L13 213V210L18 208ZM69 207V206H68ZM109 207V206H108ZM111 207V206H110ZM111 207V208H113ZM212 207V208H213ZM62 208V207H61ZM116 208V207H115ZM173 208V207H172ZM9 209H11L9 211ZM52 209H55V211L57 212H52ZM60 209V208H58ZM69 209V208H68ZM109 209V208H108ZM67 210V208L65 209ZM143 210V212H142ZM9 211V212H8ZM12 211V212H11ZM68 211V210H67ZM95 211V210H94ZM109 211V210H108ZM118 211V210H116ZM141 211V212H140ZM246 211H244L246 213ZM258 211V210H257ZM170 212V211H169ZM243 212V214H244ZM113 213V212H112ZM117 213V212H116ZM134 214L135 218H132L133 216H130V214ZM172 213V214H173ZM51 214V216H50ZM85 214V212H84ZM60 215L62 217H60ZM115 215V214H114ZM247 215V214H246ZM122 216V215H120ZM229 216V215H228ZM232 216V215H231ZM261 216V215H259ZM34 219V218H33ZM64 219H65V224L67 225L66 228H62L61 227V220H63L64 222ZM244 219V218H243ZM235 220V219H233ZM242 220V219H241ZM37 221V220H36ZM228 221V220H227ZM232 221V220H231ZM230 221V222H231ZM236 221H238L236 219ZM250 221V220H249ZM256 221V220H255ZM30 222V221H29ZM234 222V221H232ZM240 222V221H238ZM237 222V223H238ZM243 222V221H242ZM247 222V220H246ZM112 223V221H111ZM77 224V219H76V223ZM107 224V223H106ZM152 224H155L153 226H151ZM165 224V225H164ZM217 224V223H216ZM216 224H214L216 226ZM221 224V223H220ZM231 224V223H230ZM98 225V224H97ZM103 224H101L100 226H102ZM163 225V226H162ZM249 225V223H248ZM247 225V226H248ZM251 225V223H250ZM79 226H81L79 224ZM88 226V225H87ZM87 226L84 225V227L86 228ZM94 226H96L94 224ZM225 226V225H224ZM92 227V226H91ZM106 226H104L105 228ZM108 227V226H107ZM157 227V228H156ZM167 227V228H166ZM219 227V225H218ZM233 227V226H232ZM75 228H77L75 226ZM90 229V225L89 227H87ZM102 228V227H101ZM224 228V227H223ZM227 228V227H226ZM225 228V229H226ZM258 228V227H257ZM256 228V229H257ZM78 229V228H77ZM99 229V228H98ZM96 229V230H98ZM167 230L169 231V234H165L166 236H168L169 239H162L161 236H159V233L161 230ZM191 229H196L197 232L201 231V232H204L206 237H203L201 239H194L192 241H189V240H186L185 237H184V233H188ZM239 229V228H236V230ZM95 230V231H96ZM224 230V229H223ZM243 227H242V231H243ZM75 231V230H74ZM100 232V229L98 230ZM230 231V230H229ZM228 231V232H229ZM235 231V229H234ZM240 232H242L241 230H239ZM263 231V230H262ZM108 232V233H105ZM217 232V231H216ZM225 232V230H224ZM227 232V233H228ZM231 232V231H230ZM233 232V231H232ZM229 233L230 235L232 234ZM246 232V231H245ZM258 231L254 232V233H257ZM51 234L50 236H55V239L53 242H47L48 238H46L47 234ZM89 233V235H87ZM95 233H98V232H95ZM102 233V232H101ZM218 233V232H217ZM250 233V232H249ZM259 233V232H258ZM75 234V233H74ZM161 234V233H160ZM220 234V233H218ZM226 234V233H225ZM235 234V233H234ZM233 234V235H234ZM250 234L253 235V233L251 232ZM33 235V234H32ZM101 235V234H100ZM124 235V237H123ZM163 235V233H162ZM171 235V236H170ZM211 235V236H209ZM247 235V233H246ZM255 235V234H254ZM243 236V237H242ZM261 236V237H260ZM258 237V236H257ZM47 239V240H46ZM81 242V247H83L84 245V249L83 251L80 250H76L74 247L76 245V248H77V245H79V243ZM214 243V241H213ZM216 243V242H215ZM214 243V244H215ZM217 243V244H218ZM214 244H212V246H214ZM230 244L232 245V247L230 246ZM240 244V246H239ZM100 245V246H99ZM71 246V247H70ZM73 246V247H72ZM92 246H99L101 247L100 249H98L97 251H94L92 250ZM244 246H253L255 251L252 252V254H250L249 256L246 255V253H244L243 249H244ZM54 247V246H53ZM52 247V248H53ZM57 247V246H56ZM80 247V246H79ZM110 248V247H108ZM114 249L115 251L118 249ZM243 248V249H242ZM54 249V248H53ZM71 249V250H70ZM80 249V248H79ZM112 248L110 249L112 252L114 251ZM122 249V250H123ZM120 250V249H119ZM49 251V250H48ZM53 251V250H51ZM114 251V252H115ZM121 251V250H120ZM123 252H121L122 254ZM106 254V253H104ZM103 254V255H104ZM120 254V253H119ZM120 254V255H121ZM230 254V255H231ZM112 255V254H111ZM124 255V254H123ZM116 256V255H115ZM232 256V255H231ZM46 257V256H45ZM105 257V256H104ZM108 257V256H106ZM230 257V256H229ZM237 256H234L233 255V258H236ZM121 258V256L119 257V259ZM122 259V258H121ZM128 259V262H130ZM232 260V258H231ZM44 261V260H43ZM103 261V259H102ZM144 261V260H143ZM144 261V262H145ZM235 261V259H234ZM244 261V260H243ZM42 262V260H41ZM122 262V261H121ZM124 262H125V257H124ZM127 262V264H128ZM43 263V262H42ZM102 263V262H101ZM243 263V262H242ZM114 264H119V263H114ZM121 264V263H120ZM124 264V263H122ZM245 264V263H243ZM259 264H264V261L263 263H259Z\"/></svg>","mask_w":264,"mask_h":264}]
</instances>
